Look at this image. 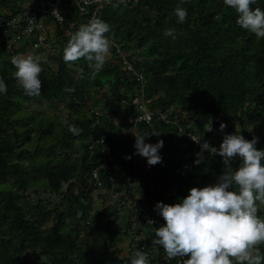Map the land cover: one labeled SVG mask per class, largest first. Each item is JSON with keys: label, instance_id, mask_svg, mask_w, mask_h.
Instances as JSON below:
<instances>
[{"label": "trees", "instance_id": "16d2710c", "mask_svg": "<svg viewBox=\"0 0 264 264\" xmlns=\"http://www.w3.org/2000/svg\"><path fill=\"white\" fill-rule=\"evenodd\" d=\"M39 2L0 0V15L18 17ZM117 2L84 11L63 2L61 24L44 15L52 34L36 51L35 35L14 41L17 33L0 26L7 85L0 93V264H131L137 250L149 264H179L155 243L165 223L156 203H178L191 187L216 182L225 168L219 155L204 152L193 163L204 141L219 148L223 132L237 131L258 137L255 146L264 149V38L240 27L224 0H124L114 9ZM178 5L187 10L184 23ZM253 7L264 10V0ZM93 15L114 40L99 72L84 59L63 60L71 35ZM28 53L42 57L39 96L24 93L10 62ZM134 98L153 111L150 122L128 121L139 114ZM210 121L213 130L205 131ZM70 124L82 132L73 135ZM145 133L147 143L163 140L162 163L150 166L135 154V136ZM123 213L125 228L117 229Z\"/></svg>", "mask_w": 264, "mask_h": 264}, {"label": "clouds", "instance_id": "9594fccd", "mask_svg": "<svg viewBox=\"0 0 264 264\" xmlns=\"http://www.w3.org/2000/svg\"><path fill=\"white\" fill-rule=\"evenodd\" d=\"M123 2L118 0L112 7L115 9ZM256 3L257 0H224L226 6L238 13L236 23L240 27L254 33L257 38H264V10L253 7ZM52 13L63 19L59 9H53ZM175 14L179 23L186 21L188 14L184 7L178 5ZM110 31L109 24L100 18L94 17L87 24H82L63 50L64 62L84 59L95 72H99L114 44V40L106 36ZM174 33L175 29H167L164 34L175 39ZM41 61V56L32 54L11 58L15 79L28 96L41 94ZM0 93H7V85L2 78ZM67 126L73 135L82 132L75 124ZM225 127L221 122L220 130ZM212 130L210 121L205 131ZM147 136L149 133L135 136V154L146 158L150 166L162 163L159 150L163 148V140L147 143ZM257 143L258 137L248 140L237 131L226 133L219 148L204 141L193 163L203 162L204 152L210 156L219 155L225 168L216 182L200 188L191 187L188 195L178 203H156L155 210L165 223L155 229V243L163 247L169 259L187 257L182 264H262L264 253L259 246L264 245V219L257 216V202L264 205V149L258 150ZM237 157L239 166L232 170V161ZM234 185L236 190H233ZM148 222L153 223L151 220ZM131 264H149L148 253L135 251Z\"/></svg>", "mask_w": 264, "mask_h": 264}, {"label": "built area", "instance_id": "2783aa9c", "mask_svg": "<svg viewBox=\"0 0 264 264\" xmlns=\"http://www.w3.org/2000/svg\"><path fill=\"white\" fill-rule=\"evenodd\" d=\"M68 1V0H40V2L37 5H34L30 7L28 10H26L24 13L21 14V16L18 17H9L6 19V17L0 15V26H5L10 27V29L13 32H16L17 34L14 35V41L18 39L22 35H35L34 41L32 43V51H36L39 49L42 45H45V38H46V33L49 31L50 26H48L47 23L43 22V17L44 15H48V17L52 18L55 22L58 24H61L63 22V19L60 20L58 19L53 13V9H59L60 4L63 2ZM73 1L74 4L77 5L80 11L85 10V6L89 5L90 3H95L97 6H101L105 3H110L112 0H70ZM60 16L63 17L62 13L60 12ZM94 15L92 16V18ZM91 18V19H92ZM23 24V25H21ZM21 27V28H19ZM114 45V44H113ZM30 54V53H28ZM27 54V55H28ZM123 55V54H122ZM122 58V64L125 68L128 70H132V67L130 63L124 58V56H121ZM138 78L140 79L141 76L137 75ZM133 104L136 105L139 114L133 118V117H128V121L132 124H136L137 122H150L153 118V111L147 107L145 103H142L138 98L133 99ZM109 118L108 116H106ZM114 122H118L116 118H114ZM226 132L222 133V136H224ZM101 141V140H100ZM197 139L195 138V142ZM93 175L96 176V170L93 171ZM148 219V217H147ZM151 220L153 222H157L155 219H148V221ZM185 258L179 257V264L182 263V261Z\"/></svg>", "mask_w": 264, "mask_h": 264}, {"label": "rangeland", "instance_id": "374dc122", "mask_svg": "<svg viewBox=\"0 0 264 264\" xmlns=\"http://www.w3.org/2000/svg\"><path fill=\"white\" fill-rule=\"evenodd\" d=\"M51 32H52V29L49 28L48 33H51ZM109 56H110V54H109ZM109 56L107 58H109ZM126 219H127V215L125 213L120 214V215H117V217H116V223L114 224V227L117 228V229H122L123 230L125 228L124 225H125V220ZM124 244L126 245L127 244V241H124Z\"/></svg>", "mask_w": 264, "mask_h": 264}]
</instances>
